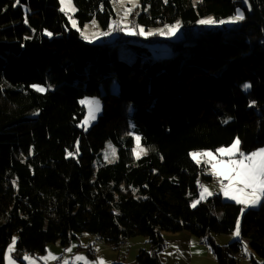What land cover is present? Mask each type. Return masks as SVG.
<instances>
[{"label": "trees", "instance_id": "1", "mask_svg": "<svg viewBox=\"0 0 264 264\" xmlns=\"http://www.w3.org/2000/svg\"><path fill=\"white\" fill-rule=\"evenodd\" d=\"M114 1L73 0L79 26L95 20L106 30ZM15 2L0 0V264L13 236L20 261L49 244L66 248L80 234L114 249L144 237L149 250L140 249L134 264H162L165 232H188L207 242L218 264H238L241 242L221 246L212 238L232 233L238 217L250 264H264V202L243 214L221 195L191 207L200 185L214 179L189 155L236 138L245 152L264 146V0H249L251 10L243 0H139L131 22L143 27L179 20L188 29L237 8L246 18L170 43L171 57L147 52L133 63L114 45L82 39L58 0ZM31 85L51 87L38 93ZM85 97L102 104L86 132L78 127ZM131 119L142 145L154 149L139 160L127 135ZM108 142L117 161L95 168Z\"/></svg>", "mask_w": 264, "mask_h": 264}, {"label": "snow or ice", "instance_id": "2", "mask_svg": "<svg viewBox=\"0 0 264 264\" xmlns=\"http://www.w3.org/2000/svg\"><path fill=\"white\" fill-rule=\"evenodd\" d=\"M58 2L60 4L59 11L68 17L72 26L76 27L77 31H79L81 38L89 43H92L100 36L110 35L114 30L125 32V34L130 36L138 35L147 38L149 36L157 35L172 37L175 36L181 28V22L177 20L173 24H165L162 28L149 29L145 31L143 26L134 24L128 20V17L132 13L133 9L139 5V0H127V3H130L132 7L125 8L123 16L120 20L110 23L108 25V31H94L91 35H89L86 32L88 27L87 25L84 26L85 30L83 31L77 27V21L73 18L77 8L74 6L73 0H58ZM115 2L123 5L126 0H115ZM243 3L248 6L249 10H251L249 0H243ZM18 4L19 0H16L13 7H16ZM245 18L244 11L237 8L235 13L227 19H220L217 21L213 17L209 16L199 19L197 24L207 26L226 24L235 25L242 22ZM25 23H27V19H25ZM92 25L94 28H98L95 20L92 21ZM43 35L52 37L53 33L44 30ZM28 38L29 37H26L25 39ZM30 87L38 93H44L50 89L51 85H31ZM241 87L244 91H248L251 88V84L244 83ZM80 103L87 108L88 114L81 125L86 126L96 119L97 113L100 112V102L95 98H84L80 101ZM254 103V101L250 102V106ZM224 122L227 123V120ZM127 135L131 136L134 140L135 146L132 149V154L135 159L139 160L142 156L147 155L150 150H154L144 147L141 143L142 136L137 134L135 131L130 130ZM76 152L77 154L79 153V141H77ZM68 155L71 156L73 153L68 152ZM189 155L193 162L198 166L201 164L210 166L211 175L219 180L220 193H222L227 200L234 201L237 205H240L241 214H243L247 209L255 208L264 202V147L257 148L251 152H245L241 149L240 139L236 138L233 140L231 145L227 147H219L215 149V152L211 150L193 151L190 152ZM109 156L112 158H115L116 156L115 149L112 148L111 145H109V151L105 153L106 160L111 163L112 159H109ZM13 183L15 186V182ZM213 195H215V193L211 192L207 187L201 185L199 200H194L191 207H196L197 203ZM240 236L241 221L238 217L235 229L232 232V237L234 239H239ZM240 242L242 244L243 253L247 254V244L243 241ZM16 245L17 237L13 236L3 254L4 264H17L18 260L21 259L18 255L13 254L16 251ZM73 247H75V245L65 249V251L71 252ZM22 259L26 262V264H36L37 260L42 261L43 264H49V261H56L58 260V257L51 252H47V255L37 258H33L30 254L25 253L22 256ZM63 264H105V261L102 258H98L97 261L90 262L86 256L77 254L71 260L64 259Z\"/></svg>", "mask_w": 264, "mask_h": 264}, {"label": "rangeland", "instance_id": "3", "mask_svg": "<svg viewBox=\"0 0 264 264\" xmlns=\"http://www.w3.org/2000/svg\"><path fill=\"white\" fill-rule=\"evenodd\" d=\"M131 7H132V5L130 3H127V0L123 5L114 1L112 4V8H113V12H114V18L110 21V23H112L113 21L120 20V18L123 16L125 8H131ZM138 8H139V5L133 9L132 13L128 17L129 21H131V19H133V17H135V15L138 13ZM134 12L136 14H134ZM206 17H209V16H206ZM206 17H203V18H206ZM73 18L77 21V19L75 18V14H74ZM200 19H202V18H200ZM217 21H219V20H217ZM85 25L88 26L86 29V32L89 35H91V33L94 31H100V32L108 31V28L106 30H103L98 24H97L98 28H94L92 25V22L87 23ZM84 26L80 27L78 24V21H77V27L80 30H82V31L85 30ZM236 26H237V24H235V25H227V24L226 25H214V26L196 24L195 27H191V28L188 27V29H186L181 22L180 30L176 33L175 36H172V37L157 35V36H149V37L145 38L143 36H138V35L130 36V35L125 34V32H122L119 30H114V31H112V33L110 35L100 36L98 39H95L92 43L93 44L107 43L110 45H114L118 48V55H119L121 60H123L124 62H127V63H133L136 60V58L139 56H141L142 59H147L146 58L147 52H149L151 57L155 58V59L161 58V57H171L175 52V48L170 43H178V42L184 40V38L189 37L191 34L195 35L197 33L199 34L201 32H205L207 30H216V29L218 30V29H223V28L231 29V28H234ZM70 27L73 30L77 31V28L73 27L71 23H70ZM162 27H163V25H160L157 27H144V29H145V31H147L149 29H157V28H162ZM143 47L147 48V51H145V49H143ZM142 50H144V51H142ZM112 91L114 93L119 92V87H118V84L115 80L112 84ZM85 98H95V99L99 100V98H97V97H85ZM80 101H79V105L84 110V117H83L82 121L78 124V127L82 131L86 132L97 121V119H98V117L102 111V104H101V101L99 100L100 112L97 113L96 119L93 120L90 124H88L86 126H81L82 122L85 120V117L87 116L88 112H87L86 106L82 105L80 103ZM133 111H134V107L131 106L130 107V114H132ZM130 125H131V131H135L137 134H139L137 132V125L133 119L130 120ZM109 145H111V147L114 148L115 152H116V148L111 142L106 143L104 149L96 157V159L94 161V167L95 168H97L101 165H105V164H113L117 161V152H116L115 158H112L111 156H109V159H112L111 163H109L108 160H106L105 153L109 151ZM262 147H264V146H262ZM199 151H203V150H199ZM213 152H215V151H213ZM191 160H192V158H191ZM203 166L206 169L205 172L208 175H211L210 166H205V165H203ZM211 176L213 177L214 181L210 182V183H205L204 186L207 187L211 192H215V193H217V195H221L222 193H220V191H219V180L216 177H214L213 175H211ZM215 181H216V184H215ZM199 195H200V190H199L198 198L195 200H199ZM210 197H212V196H210ZM221 197L226 202L235 203L234 201L227 200L224 196H221ZM204 200H202V201H204ZM202 201H200V202H202ZM260 207H261V205L255 207V208H251V209L257 211L260 209ZM173 234L174 233H169V232L164 233V235H166V236H169V235L172 236ZM178 234H181V235H177V236H179V237H177L178 238L177 241L174 242V240H171L174 242L173 244L167 243L169 245V247L166 249L162 248L163 250L161 249L158 252V257H160V259H161L160 261H162L163 264H218L213 253H212V250L210 251V247L207 245L206 241L204 244H200V242H201L200 239L196 238L195 236L191 235L188 232H181ZM93 238H94L93 236L88 235V234L78 235L76 237V239L71 240L69 246L67 248H65V249H68L72 245H75V247L72 248V251L66 252V254L62 253L63 247H61L59 243L49 244L46 247L44 252H34V253H29V254L33 258H37V257H42L44 255H47V252H51L56 257H58V260H56L57 262L56 261H49V264H60V262H61V264H63L64 259L71 260L77 254H81V255L86 256L90 262H94V261H97L98 258H102L105 261V264H114L117 262H120L123 264H134L135 260H136V255H137L139 249L145 248L146 250H149V246H147L146 244L143 245L141 243L142 240H144V237H135L133 239H130L129 241H130V243L136 242V245H134V246H131V245L123 246V245H121L117 249L109 247L103 242L102 243L95 242L96 246H93V249L95 250V254H94L95 256L92 257L88 254V249L91 245H93L92 244L94 242V240H92ZM212 238L214 239V241L217 245H221V246L229 245V243H232L233 241H243L245 243V241L242 240L241 236L239 239H234L232 237V233L227 234V235L226 234H224V235L223 234L212 235ZM167 241L170 242L169 239H167ZM194 243H196L197 245H195ZM80 248H82V249H80ZM170 248L174 252L171 255H169V253H165L166 252L165 250L170 249ZM255 259L258 262H261V260L256 256H255ZM21 261H23V259L18 261L17 264H23L24 263V261L23 262H21ZM58 261H60V262L58 263ZM36 264H43V262L37 260ZM238 264H250V255L248 254V252H247V254H244V256H241L239 258Z\"/></svg>", "mask_w": 264, "mask_h": 264}, {"label": "crops", "instance_id": "4", "mask_svg": "<svg viewBox=\"0 0 264 264\" xmlns=\"http://www.w3.org/2000/svg\"><path fill=\"white\" fill-rule=\"evenodd\" d=\"M215 184H216V181H215ZM204 186V185H203ZM213 193H215V192H213ZM215 195H217V193H215ZM214 196V195H213ZM221 196H223V194H221ZM207 198H209V197H207ZM177 235H181V234H178V233H176V234H173L172 236H166V235H164L163 234V240H164V242L163 243H169V244H173L175 241H177V237H179V236H177ZM187 237V236H186ZM167 239H169L170 240V242H168L167 241ZM92 240H94V242L92 243L93 245H91L90 247H89V249H88V254L90 255V256H92V257H94L95 255V250L93 249V246H96L95 245V242H97V243H102V242H100V241H97V238H93ZM171 240H174V242L173 241H171ZM201 242H200V244H204L205 243V240H200ZM96 243V244H97ZM143 245L144 244H146L147 246H149L148 245V240L146 239V238H144V240H142V242H141ZM195 245H197L196 243H194ZM123 246H129V245H131V246H134V245H136V242H132V243H130V241L128 240V241H126V242H124L123 244H122ZM67 248V247H66ZM130 248V247H129ZM80 249H82V248H80ZM145 249V248H144ZM140 250V249H139ZM163 250V249H162ZM166 252L165 253H169V255H171L172 253H174L172 250H171V248L170 249H167V250H165ZM63 254H66V251H65V248H63V252H62ZM25 254V253H24ZM28 254V253H27ZM160 258V257H159ZM161 260V259H160ZM23 262V261H22ZM57 262V261H56ZM60 261H58V263H59ZM118 263V262H117ZM161 263H162V261H161ZM23 264H26V262L24 261V263ZM60 264H61V262H60ZM163 264V263H162Z\"/></svg>", "mask_w": 264, "mask_h": 264}, {"label": "bare ground", "instance_id": "5", "mask_svg": "<svg viewBox=\"0 0 264 264\" xmlns=\"http://www.w3.org/2000/svg\"><path fill=\"white\" fill-rule=\"evenodd\" d=\"M143 157V156H142ZM201 186V185H200ZM165 245H166V247H169V245L167 244V243H163V245H162V248H165ZM166 249V248H165ZM248 252V254L250 255V252L249 251H247Z\"/></svg>", "mask_w": 264, "mask_h": 264}, {"label": "built area", "instance_id": "6", "mask_svg": "<svg viewBox=\"0 0 264 264\" xmlns=\"http://www.w3.org/2000/svg\"><path fill=\"white\" fill-rule=\"evenodd\" d=\"M165 248H168V247H166V245H165Z\"/></svg>", "mask_w": 264, "mask_h": 264}]
</instances>
